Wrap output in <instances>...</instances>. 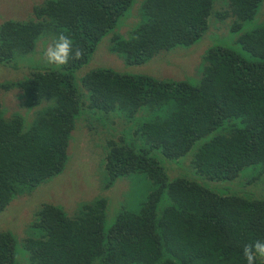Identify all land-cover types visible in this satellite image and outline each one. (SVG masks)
Masks as SVG:
<instances>
[{
  "label": "trees",
  "instance_id": "trees-1",
  "mask_svg": "<svg viewBox=\"0 0 264 264\" xmlns=\"http://www.w3.org/2000/svg\"><path fill=\"white\" fill-rule=\"evenodd\" d=\"M263 2L45 0L34 19L0 22V66L16 68L35 40L52 43L61 32L85 50L58 69L33 67L20 81L0 83L16 91L20 107L46 103L24 128L17 113L4 119L0 112V216L13 199L62 172L82 108L101 119V132L112 129V117L124 122L116 142L105 143L104 187L132 174L147 183L145 196L107 228L103 198L79 203L69 215L40 204L23 236L0 231V264H18L17 255L28 264H246L244 246L264 240V195L243 191L264 177V20L246 26ZM128 14L139 20L120 32ZM223 29L236 50L211 41L197 65L162 59L171 51L187 62L190 46ZM102 39L126 67L159 58L184 77L95 68L78 79L88 94L80 103L76 71ZM188 153L190 176L169 179L161 160Z\"/></svg>",
  "mask_w": 264,
  "mask_h": 264
},
{
  "label": "rangeland",
  "instance_id": "rangeland-1",
  "mask_svg": "<svg viewBox=\"0 0 264 264\" xmlns=\"http://www.w3.org/2000/svg\"><path fill=\"white\" fill-rule=\"evenodd\" d=\"M44 2L45 0H0V22L34 19V9L44 8ZM137 17L138 16L135 15L131 17L130 14L126 15L123 19L124 27L120 28V32L127 27H131V24L137 23L139 20H137ZM263 20L264 2L261 8L258 9L253 20L246 26L252 27L254 25H259ZM211 41H223L224 46L234 48L235 50L238 47L234 41V35H229L226 33L225 29H223V33L216 32L214 35L206 34L201 41H197L190 46L189 49L185 51H190L186 54L189 56L187 62V58H183L179 52L174 53L171 51L166 52L168 56L162 59H169L168 62L181 64L183 67L190 66L193 63L197 65V63L199 64L200 62V57L205 56L206 51L211 47ZM103 43L106 44L105 39L99 42L87 63L82 66L80 70L76 71L78 73L76 82L80 94V103H87L88 94L80 86L78 79L91 69L109 68L125 74H153L171 77L174 80H181L184 77L182 75L179 76L177 70L173 68V66H166L161 61H158L159 58L154 60V64L150 60L140 67H126L121 63V59L106 53L102 45ZM49 44H51V42L48 39L41 37L35 40L32 54L30 53L26 56L19 57L16 68L0 66V83L13 82L16 80L20 81L27 77L28 69L33 67H51L47 65L42 58V53ZM192 51H194V53H192ZM44 105H46L45 102H42L41 106L38 108L20 107L17 102L15 90L3 91L0 89V112L2 117L8 119L13 113H17L22 118L23 128L30 125L35 113ZM82 109H80L79 115L74 119V128L69 134L65 152L66 161L62 172L38 186L32 193L16 197L14 201L12 200L13 202L0 216V231L9 230L14 232L17 236H23L22 229L24 225L31 220L32 214L37 210L40 204L45 203L58 206L69 215L77 204L90 202L97 198H103L105 200L103 226L107 228L112 224L120 209L129 210L133 208L145 196L147 183L142 175L139 174H132L122 178L118 177L110 187H104V177L102 175H106L103 169L105 143L110 140L116 142L115 137L119 135L118 129L122 128V124L119 125V122H124L122 121V117H112V119H110L113 121L111 128L114 131L104 126V130L101 132L100 129L96 127L103 123L101 119L96 116L92 120L90 114L85 113V110ZM124 140H128V138H124ZM189 160L190 154L188 153L175 162L171 160H161V164L169 179L179 177V175L189 177L190 175L186 172L190 170ZM139 176H141V178ZM263 178L264 177L259 178L258 181L254 180L246 185L242 183L244 180H242V182L238 180L236 183L239 184V188L243 185V191L252 193L253 196L264 195ZM227 186L230 187L228 184ZM140 195L141 197L138 199ZM17 261L19 264H26L25 260L18 255Z\"/></svg>",
  "mask_w": 264,
  "mask_h": 264
},
{
  "label": "clouds",
  "instance_id": "clouds-1",
  "mask_svg": "<svg viewBox=\"0 0 264 264\" xmlns=\"http://www.w3.org/2000/svg\"><path fill=\"white\" fill-rule=\"evenodd\" d=\"M74 43L75 42L71 38V36H69V35H67V34H65L63 32L59 33L57 35V37L52 41V43L49 44L44 49V51L42 53L43 60L49 66H54L56 68H60L61 66L67 65L70 60H76V59L82 58L83 55L85 54V50L82 47H80L79 45H76L74 47L73 46ZM200 66H202V63H200ZM200 70H201V68H200ZM201 73L203 75H206V72H203L202 70H201ZM38 107H35V108H38ZM41 110H38L35 113V115L32 118V120L36 117V115ZM13 201H14V199H13ZM13 201L9 202L7 207ZM5 209H4V211L2 213L5 212ZM243 257H244V259L246 261V264H257L258 260L261 261V262H264V240H255L252 243L246 244L244 246V248H243ZM24 260H25L26 264H28V260H26V259H24ZM17 263H18V261H17Z\"/></svg>",
  "mask_w": 264,
  "mask_h": 264
}]
</instances>
